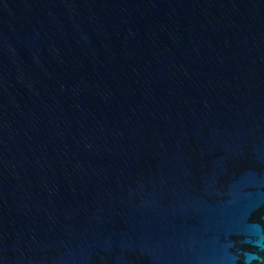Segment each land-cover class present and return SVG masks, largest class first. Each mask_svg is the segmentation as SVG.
<instances>
[{"label":"water","instance_id":"obj_1","mask_svg":"<svg viewBox=\"0 0 264 264\" xmlns=\"http://www.w3.org/2000/svg\"><path fill=\"white\" fill-rule=\"evenodd\" d=\"M0 264H264V0H0Z\"/></svg>","mask_w":264,"mask_h":264}]
</instances>
